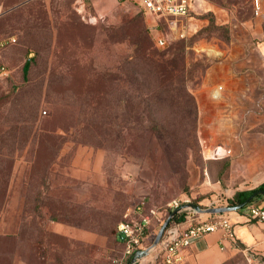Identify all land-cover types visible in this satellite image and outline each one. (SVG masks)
I'll use <instances>...</instances> for the list:
<instances>
[{
	"label": "rangeland",
	"instance_id": "rangeland-1",
	"mask_svg": "<svg viewBox=\"0 0 264 264\" xmlns=\"http://www.w3.org/2000/svg\"><path fill=\"white\" fill-rule=\"evenodd\" d=\"M190 3L191 13L196 8L209 15L189 16L183 37L180 24L159 23L166 45L156 48L146 32L150 20L125 0H88L89 19L68 0H0V43L15 39L0 47V264H115L121 250L117 226L141 201L150 207L173 199L219 207L264 182V93L251 94L240 106L247 112L236 123L235 137L242 143L230 151L209 142V121H202L196 99L193 111L167 94L152 100L147 124L152 137H136L141 129L133 119V101L114 90L110 99L123 138L111 149L91 144L99 124L84 119L92 115L89 105L100 98L103 85H109L102 75L110 70L115 77L120 61L128 69L130 42L139 34L153 50L183 47L193 97L206 70L230 53L236 61L249 56L259 62L255 50L264 42V21L256 18L253 0ZM217 94L212 92L214 102ZM7 96L17 100L10 104ZM122 97L127 102L117 100ZM32 98L40 99L36 122L29 141L18 143L24 125L14 122L29 115ZM95 107L94 113L100 109ZM78 121L85 126H76ZM43 132L61 137L58 150L50 141L31 149L34 133ZM226 264L264 263L254 254L238 253Z\"/></svg>",
	"mask_w": 264,
	"mask_h": 264
},
{
	"label": "trees",
	"instance_id": "trees-1",
	"mask_svg": "<svg viewBox=\"0 0 264 264\" xmlns=\"http://www.w3.org/2000/svg\"><path fill=\"white\" fill-rule=\"evenodd\" d=\"M56 1H65V0H56ZM73 5V0H68ZM121 2V1H120ZM87 14L89 15V5L87 6ZM74 9V7H73ZM205 15H209L207 12L203 14H191L195 16L202 17ZM80 16V15H79ZM149 39L151 40L149 30L146 31ZM140 34L137 38H134L133 41L130 42L132 47L131 55L128 57V61L131 63L128 66V69L125 67V61L119 62V67L115 69L116 75L115 77H110V70H105L102 75V81L105 83H111V81L115 82L113 87L109 88V85L104 84L102 90L99 93V99L93 101L89 106L91 110V116L89 118L84 119V122H96L99 124L98 129L93 131V140L91 144H95L99 147L107 149L113 145L111 143H115V145H120V140L123 138L122 133L118 131V114H116L113 108V102H111L110 95L113 90L120 95H128V99L133 101L132 111H133V119L138 121V126L141 129L139 133H137L138 138H145L149 140L151 136V132L148 130V122H149V109L152 108V100L156 98V95L159 94H167L171 95L177 101H185L191 107V109L195 110V98L187 89V76L185 73V67L183 65L184 58L182 56L183 47L181 45H177L173 50H164L157 51L150 49V45H148V40H141ZM11 44L9 39L4 40L0 43V47H5ZM172 54L170 57L169 55ZM27 58V61L30 62L33 58ZM131 57V58H130ZM3 68V67H2ZM128 93V94H127ZM7 96L9 98L8 102L13 103L17 100V97ZM119 102L125 101V97L121 99H117ZM115 101V102H118ZM48 102V101H47ZM80 102V101H79ZM82 102V101H81ZM127 102V100L125 101ZM49 103V102H48ZM65 101V105H66ZM29 106V115L27 116H19L20 118L16 120L14 123L20 122L21 130L19 132L18 143L25 142L27 143L31 137V129L36 122V114L35 110L38 109L40 104V99L32 98L30 100ZM81 104V103H80ZM64 105V104H63ZM84 105V103H83ZM100 106V109L94 113L95 106ZM87 106L85 105L84 108ZM94 113V114H93ZM94 117V120H93ZM13 122V121H12ZM83 122L78 121V126ZM83 126L85 124L83 123ZM82 128V127H81ZM84 128V127H83ZM15 129V127H14ZM194 129L195 126L191 130V133L194 137ZM18 130V129H17ZM67 131V129H64ZM67 133V132H66ZM80 133H83L80 131ZM22 134V135H21ZM10 135V134H8ZM75 135V134H74ZM50 141V145L53 144L56 150L59 149L60 145L63 143L61 141V137L56 136L50 133H34L32 139L30 140L31 149L39 148L43 143ZM53 142V143H52ZM24 143V144H25ZM116 147V146H115ZM55 150V156H56ZM139 156H143L141 149H136ZM54 156V157H55ZM54 157L51 158L53 162ZM257 190H264V182L261 183L254 189L249 191H242L235 195L231 200H229L228 205H235L243 202L248 196H250L253 192ZM261 197V196H258ZM195 204V203H194ZM166 204L159 207H150L148 204L147 208H164ZM247 206V205H246ZM244 206L243 208H245ZM171 214L168 212L167 217ZM183 220V213H176L171 218L170 222L167 226L175 222H179ZM122 221V220H121ZM115 240L121 246V250L116 259H120L122 256V242L118 239L117 234H115ZM229 262V261H228ZM227 263V262H226ZM225 263V264H226Z\"/></svg>",
	"mask_w": 264,
	"mask_h": 264
},
{
	"label": "crops",
	"instance_id": "crops-1",
	"mask_svg": "<svg viewBox=\"0 0 264 264\" xmlns=\"http://www.w3.org/2000/svg\"><path fill=\"white\" fill-rule=\"evenodd\" d=\"M261 8L264 10L262 5ZM198 11L195 8V12L192 14H201ZM256 18L264 21V16H256ZM262 35H264V31H262ZM255 57L259 62L255 63L249 56H242L236 61L233 54L230 53V56H227L224 61L210 66L206 70L201 85L194 91L202 121L204 123L209 121L207 132L212 134L209 142L214 143L216 140V144L220 143L218 149L230 151L235 145L242 143L238 137H235L238 131L236 126L238 119L247 114L246 111L242 112L240 106L246 104L251 94L262 95L264 93V82L261 80L260 73L264 69V42L255 50ZM215 90L218 94L217 100L214 102L211 95ZM211 113L216 115L214 119H212ZM218 133L224 134L219 140L216 136ZM249 204H255L260 208L264 207V196L254 198ZM249 204L237 211L223 213L235 225L234 241L224 239L220 232L210 233L195 241L183 252L181 264H225L238 253L254 254L264 263V222L248 220L246 208ZM181 213L184 218L185 213ZM183 221H179L182 228L190 225V222ZM155 230L156 228L151 229L147 242L151 240ZM147 242L146 244H148ZM135 264L161 263L156 259L155 254H148L136 261Z\"/></svg>",
	"mask_w": 264,
	"mask_h": 264
},
{
	"label": "built area",
	"instance_id": "built-area-1",
	"mask_svg": "<svg viewBox=\"0 0 264 264\" xmlns=\"http://www.w3.org/2000/svg\"><path fill=\"white\" fill-rule=\"evenodd\" d=\"M124 1V0H121ZM137 6L138 10L150 20L147 28L151 40L156 48H164L166 39L159 32V23L164 22L170 27L177 24L181 26V37H183V22L191 16L190 0H125ZM88 0H73L74 10L82 19L90 18L87 14ZM253 11L256 16H264L260 0H253ZM2 10L0 8V15ZM10 43L15 39L10 38ZM5 70L1 68V74ZM45 115V112H42ZM190 203L188 200L180 201L173 199L164 208H147V203L141 201L134 208H129L123 214L122 221L117 226V236L121 237L122 256L115 260V264H127L133 253L147 247V240L152 228L159 229L167 217L168 212L178 210L184 212L183 222H190L186 228H182L179 222L167 226L157 246L149 254L155 257L161 264H181L183 252L198 239L214 232H220L222 237L229 241L235 240V225L225 214L207 215V218L196 217V212L186 209L184 206ZM224 202L222 206H227ZM212 208H216L211 205ZM248 220L264 222V207L249 204L246 208Z\"/></svg>",
	"mask_w": 264,
	"mask_h": 264
},
{
	"label": "water",
	"instance_id": "water-1",
	"mask_svg": "<svg viewBox=\"0 0 264 264\" xmlns=\"http://www.w3.org/2000/svg\"><path fill=\"white\" fill-rule=\"evenodd\" d=\"M119 1H121V0H119ZM258 196H264V190H257L255 192H253L243 202L235 204V205H227V206L216 207V208H202V207H200L197 204L188 203L184 207L186 209H189L190 211H194V212H196L198 214H210V215L223 214V213H228V212L237 211L239 209H242L244 206L248 205L254 198H256ZM176 213H178V210L173 211L169 215V217L164 221L163 225L159 228L153 243L148 248H146L144 250L135 251L133 253L131 259L129 260V262L127 264H135L136 261H138L142 257H145L146 255H148L149 252L157 246V244L159 243L160 238H161V236L163 234L164 229L167 227V225L170 222L171 218ZM118 239L121 241V237L120 236H118Z\"/></svg>",
	"mask_w": 264,
	"mask_h": 264
}]
</instances>
